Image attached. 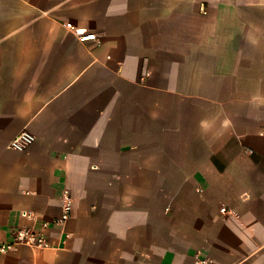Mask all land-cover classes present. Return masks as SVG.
Instances as JSON below:
<instances>
[{
  "label": "crops",
  "instance_id": "crops-1",
  "mask_svg": "<svg viewBox=\"0 0 264 264\" xmlns=\"http://www.w3.org/2000/svg\"><path fill=\"white\" fill-rule=\"evenodd\" d=\"M66 188L0 264H264V0H0V245Z\"/></svg>",
  "mask_w": 264,
  "mask_h": 264
},
{
  "label": "built area",
  "instance_id": "built-area-1",
  "mask_svg": "<svg viewBox=\"0 0 264 264\" xmlns=\"http://www.w3.org/2000/svg\"><path fill=\"white\" fill-rule=\"evenodd\" d=\"M71 28V25H67ZM96 36L90 35L82 37L81 40H93ZM35 141V137L28 133L23 132L19 134L11 143L10 146L16 151H24ZM74 201L69 189L63 190L62 198V210L59 218L52 222L43 221L36 228H21L16 229L12 233V240L0 245V254L12 251L16 244L24 245L35 249H50L53 248L48 238V232L51 230V226L63 228L73 216ZM222 209V212H225ZM22 215L26 218L30 217V214L23 212ZM68 237V236H67ZM207 259L201 258L199 255L196 257V264H208Z\"/></svg>",
  "mask_w": 264,
  "mask_h": 264
}]
</instances>
